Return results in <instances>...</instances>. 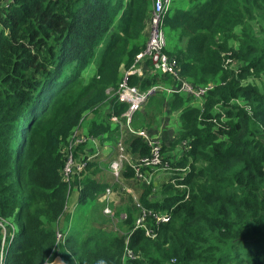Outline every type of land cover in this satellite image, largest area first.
Wrapping results in <instances>:
<instances>
[{
    "label": "trees",
    "instance_id": "1",
    "mask_svg": "<svg viewBox=\"0 0 264 264\" xmlns=\"http://www.w3.org/2000/svg\"><path fill=\"white\" fill-rule=\"evenodd\" d=\"M149 11L150 0H0V218L15 226L4 264H264V89L252 83L264 78V0H204L164 16L163 53L179 78L212 87L201 109L183 95L156 94L176 111L182 152L175 161L163 157L171 174L140 187L138 201L169 222L153 239L131 232L136 211L120 194L112 210L125 221L99 224L106 182L95 177L94 157L71 181L80 185L72 215L86 206L80 215L90 225L60 226L78 225L75 214H62L63 148L144 48ZM127 79L139 90L175 87L158 73ZM125 110L113 96L106 119H92L85 136L113 144L119 127L106 120ZM121 142L132 158L148 155L126 131ZM92 153L77 146L74 158ZM122 172V183L134 181L130 168ZM56 227L65 233L58 244ZM125 248L132 259H122Z\"/></svg>",
    "mask_w": 264,
    "mask_h": 264
},
{
    "label": "built area",
    "instance_id": "2",
    "mask_svg": "<svg viewBox=\"0 0 264 264\" xmlns=\"http://www.w3.org/2000/svg\"><path fill=\"white\" fill-rule=\"evenodd\" d=\"M170 4L171 0H150V11L146 23V42L144 48L134 58L133 72L130 74L126 73L117 85V88L111 90L115 100L120 104H124L126 110L119 116V118L111 116L110 121L119 128L125 129L126 132L128 131L129 134L140 138L148 148V155L137 159L132 158V156L126 152L121 140L117 139L114 143L113 150L111 151L112 158L107 165L111 179L109 185L104 189V192L99 199V202L102 204V215L106 218L112 219L113 213L111 211V206L116 205L120 194L125 196L128 195L130 197V202L136 211L131 232L138 229L142 230L143 235L149 239L155 237V231H157L160 225L169 222V216L165 213H158L145 209L139 203L138 196L134 195L128 186L122 183L120 175L124 167H128L133 174L132 180L139 181L148 186L150 184L151 174L143 175L141 169L147 171L159 167L160 165H163L168 169L169 167L165 162L162 163L160 141L150 137L149 134L143 130L135 131L131 129L132 116L148 101L149 98L153 97L158 92H162L167 96L174 93L183 95L184 97L192 99L197 108L201 109L204 96L212 88L210 84L205 87H194L181 80L174 64L170 62L167 56L163 53L165 48L163 19ZM143 61H148L152 74L158 73L160 75L168 76L172 80V83L175 84V87L152 85L145 90H139L135 86H130L127 78L129 76L140 77V71L135 69V67L143 64ZM97 143L98 142L92 137L78 134L75 131L66 141L63 148L64 163L61 175L67 186V190L62 214L67 213L72 215L75 203L74 206L69 209L67 201L72 189L77 196V192L80 190V185L72 187L71 181L74 176H77L84 169L86 162L91 161L94 157L99 155V147ZM82 145L83 147H91L94 151H92V155L88 156L83 161H76L74 158V150L77 146ZM178 188L183 187L179 186ZM125 218L126 215L124 213H120L118 216V220L120 221L125 220ZM60 219L61 218L58 217V223ZM14 230L15 226L10 221L0 218V264H4L6 248L13 238ZM64 236L65 233L56 227L54 233L55 244L62 243ZM122 259H132L131 253L126 248Z\"/></svg>",
    "mask_w": 264,
    "mask_h": 264
},
{
    "label": "rangeland",
    "instance_id": "3",
    "mask_svg": "<svg viewBox=\"0 0 264 264\" xmlns=\"http://www.w3.org/2000/svg\"><path fill=\"white\" fill-rule=\"evenodd\" d=\"M202 2H204V0H171V4H170L169 8H171L172 10L173 9L189 10V9H192L193 7L201 4ZM236 33L238 34V30H236ZM145 36H146V30H145ZM164 36H165V40H166V34H164ZM235 46L237 47V44H235ZM133 61H134V59H133ZM94 66H95V64L93 62H91L87 66V68L82 72L80 80L83 84H85L89 80V78L92 76V72L94 71ZM135 69H138L140 71V77L146 76V75H152L150 68L144 67V66H142V64L137 65L135 67ZM132 72H133V62L127 70H124V69L121 70L122 78L126 73L130 74ZM252 83L254 85H257L261 91L264 89V78H262L261 81H255ZM112 93L113 92L111 90H106L105 94L108 96V99L103 104L97 106L98 108L96 111H93V112L91 111V112L84 114L83 117L79 120L78 125L71 130V134L75 131L78 134L85 135L88 123L92 119H94L96 116H98L97 121H101V120L104 121V119H106V118H104L105 114L107 112H109V106H110V103L113 99ZM164 99H166V97H162L161 95H155L153 100L146 102L142 106V108L140 109L138 114L134 116V118L132 120L131 129L135 130V131L136 130H143L147 134H149L150 137H153V138L159 140L161 146L164 145V150L162 152V158L161 159H163V157H167L170 160L175 161L180 156V154L182 152L180 145L175 143L176 137L180 131V123H179V120L176 116V111L168 110L167 106L164 102ZM188 103H190V100L188 101ZM106 122H109V123L111 122L110 117L107 118ZM106 122H104V123H106ZM200 122L213 123V122H207V121H200ZM110 124H111V126H115V124H113L112 122ZM124 131H126V130L122 129V128H119V130L117 129V131L115 133V140H114L113 144H108V143L102 144L101 142L97 143L98 147L100 146L98 152H101L100 149L108 151L107 153L105 151L103 152V154L106 158L103 157L102 153H101V155L103 158L102 157L100 159L97 158L98 168L100 169V172L103 174V176L106 180V187L109 185V182L111 179L110 173L108 170V166H107L108 162L112 158V154H111L112 152H110V151L113 150V145L117 139L122 140ZM127 133H128V131H127ZM71 134H69V136ZM95 140H96V138H95ZM96 141H98V140H96ZM84 150L86 152L94 151L93 148H91V147H84ZM124 169H125V167H124ZM142 172H143V175L151 174L150 184L153 183L154 186H155V184L157 185L160 182H162V180L164 179L165 176L171 174L170 169L166 168L163 165H160L159 167H156L154 169L147 170V171L142 170ZM98 176H100V175L99 174L95 175L96 178H98ZM127 181L129 183V184H127L128 188L136 196L139 195L140 187L146 186V184H142L139 181L130 182V178ZM71 197L73 198L72 201L74 203H76V201L74 200L75 199V191L73 189L71 190L70 196H69L68 201H67L68 206H69L68 202H69V199ZM126 197H129V196L126 195L125 197L122 198V200H121V201H123L122 204H125L128 201V199ZM118 203H120V201H117L116 205H114L115 206L114 210L116 207L119 206ZM129 203L131 204V202H129ZM85 207L82 208L81 210L79 209V211H77V214L74 213L75 214V221L78 224L77 226L76 225L71 226L70 223H69V225H68V223L67 224L60 223V226H65V229H67V227H68V230H69V226H70V228H71L70 232H75L77 230V227L81 228V230L86 229L90 225V223H87L85 221V219H81L82 215H80L81 213L84 212ZM112 207L113 206H111V211L113 213L112 219L104 217L100 211L98 214V215H100L98 217V223L99 224L105 223L107 220L108 222H110L112 224V226L114 224L115 227H117L116 225H117L118 221H120V220H118V217L117 218L114 217L115 211L113 212ZM87 211H88V208L85 211V213H87ZM119 213H124V212L121 211ZM115 219L118 221H116ZM134 219H135V216H134ZM123 221H125V220H123ZM51 263H53V261H51L47 264H51ZM67 264H72V262L67 261Z\"/></svg>",
    "mask_w": 264,
    "mask_h": 264
},
{
    "label": "crops",
    "instance_id": "4",
    "mask_svg": "<svg viewBox=\"0 0 264 264\" xmlns=\"http://www.w3.org/2000/svg\"><path fill=\"white\" fill-rule=\"evenodd\" d=\"M100 151L101 152H99V155L98 156H96L95 158H94V160L96 161V162H98L97 161V158L98 159H100L101 157H102V155H103V157H105L104 156V154H103V152L105 151L106 153L108 152L107 150H102V149H100ZM101 153H102V155H101ZM109 154V153H108ZM109 156V155H108ZM102 157V158H103ZM106 158V157H105ZM100 176H98V178L100 179V180H102V181H105L106 182V180H105V178H104V176H103V174L100 172V174H99ZM76 194H75V199L74 200H76ZM72 197L69 199V202H68V204H69V206H68V208L69 209H71L73 206H74V202L72 201ZM62 223V222H61ZM52 264H63L61 261H60V259L59 258H55L54 260H53V263Z\"/></svg>",
    "mask_w": 264,
    "mask_h": 264
}]
</instances>
